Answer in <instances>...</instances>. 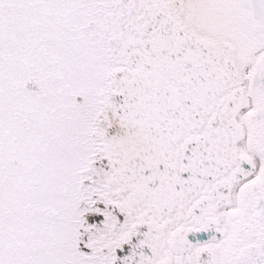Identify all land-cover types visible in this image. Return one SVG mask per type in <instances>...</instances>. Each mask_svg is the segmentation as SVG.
<instances>
[{"label": "snow or ice", "instance_id": "obj_1", "mask_svg": "<svg viewBox=\"0 0 264 264\" xmlns=\"http://www.w3.org/2000/svg\"><path fill=\"white\" fill-rule=\"evenodd\" d=\"M0 264H264V0H0Z\"/></svg>", "mask_w": 264, "mask_h": 264}]
</instances>
